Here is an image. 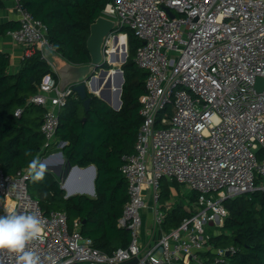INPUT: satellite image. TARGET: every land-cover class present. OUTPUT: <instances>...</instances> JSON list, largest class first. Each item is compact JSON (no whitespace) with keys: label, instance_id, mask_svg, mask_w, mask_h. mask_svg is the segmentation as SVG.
Instances as JSON below:
<instances>
[{"label":"built area","instance_id":"1","mask_svg":"<svg viewBox=\"0 0 264 264\" xmlns=\"http://www.w3.org/2000/svg\"><path fill=\"white\" fill-rule=\"evenodd\" d=\"M15 2L21 25L8 35L25 47V57L37 47L46 59L44 50L54 49L48 26ZM101 15L117 28L106 38L105 53L128 27L142 41L135 61L148 72L134 151L122 156L128 200L118 226L131 231L129 245L108 254L82 234L81 220L70 226L65 212H44L29 191L28 167L13 174L0 168V215L13 209L41 218L42 238L28 245L41 264H49V256L57 264H122L135 257V264H224L235 248L213 240L229 215L225 201L264 189L257 183L264 176V89L256 88L264 77V0H110ZM75 93L74 84L61 89L49 72L28 100L45 110L43 152L66 144L57 140V129ZM66 176L62 185L68 170ZM163 179L197 198L180 225L158 235L173 204L162 200ZM146 209L152 226L143 235ZM0 264L18 260L4 251Z\"/></svg>","mask_w":264,"mask_h":264},{"label":"trees","instance_id":"2","mask_svg":"<svg viewBox=\"0 0 264 264\" xmlns=\"http://www.w3.org/2000/svg\"><path fill=\"white\" fill-rule=\"evenodd\" d=\"M20 1L48 26L50 42L66 61L74 64L90 62L87 48L90 25L110 0ZM20 25L19 20L0 24V36H7L8 31ZM124 29L121 31L126 32ZM131 30L126 32L129 52L122 64L125 78L122 107L116 110L88 93L92 100L90 110L86 111L83 99L74 94L60 112L57 140L66 141V144L59 150L72 165L96 166V195L77 193L67 196L61 184L65 172V175L62 172L56 175L47 169L43 181L28 180L29 191L39 200L44 212H65L70 226L76 219L81 220L82 234L92 238L95 247L108 254L128 246L132 238L128 228L118 226L128 200V182L121 166L122 156L134 151L142 122L141 98L146 93L148 72L135 61L136 50L142 41ZM10 65L11 55L0 50V168L13 174L28 167L33 158L58 148L42 151L45 136L41 125L45 110L39 104L28 103L46 73H53L57 79L58 75L39 50L24 57L18 71L10 72ZM102 67L110 69L112 65L105 62ZM17 109H22L20 115H16ZM171 111L172 106H168L165 112ZM262 182L264 176L257 179L258 184ZM172 183L178 184L175 181L169 184L166 179L162 181L163 202L172 196ZM189 197L195 201L197 194L192 192ZM225 205L229 215L221 233L213 240L216 246L235 248L224 264H264V189L229 198ZM189 214L186 208L174 204L165 215L163 228L177 227Z\"/></svg>","mask_w":264,"mask_h":264},{"label":"water","instance_id":"3","mask_svg":"<svg viewBox=\"0 0 264 264\" xmlns=\"http://www.w3.org/2000/svg\"><path fill=\"white\" fill-rule=\"evenodd\" d=\"M116 22L115 20L108 18L106 16L100 15L94 22L90 25V33L87 39V48L89 50L91 60L89 63L84 64H74L69 61L64 62V64L59 68V86L61 89L66 88L68 85H75V90L79 91L80 93H83L82 99H83V105L86 111L90 110L91 107V100L92 96H89L88 93H92L96 95L97 97L103 99L106 101L109 105H111L114 109L119 110L122 107V89L123 84L125 81L124 78V71L120 68L121 71V77L122 80L120 82L119 88L116 90V99L114 104L111 103V89L109 90V97H102L98 95L95 91H93L91 88H87L88 81H91L95 75L99 72L102 73L104 70L107 72L108 69L102 67L105 62H107L106 53H105V41L108 35L113 32L116 28ZM118 38V35L116 36ZM128 55V53H127ZM126 57L123 59V62H125ZM122 62V63H123ZM256 88L258 90L264 89V77H259L256 83ZM86 117L84 118V120ZM60 156H63V152H59ZM68 173L71 175L72 170H87L90 169L94 171V174L92 175V179L90 184H92V191L91 193L93 196H95V178L97 175L96 166L94 164H91L87 167H80L78 165H72L71 163H68ZM50 166V165H49ZM50 170H53L56 174H59V171L61 169V165L59 166H50ZM80 184H77L78 186ZM62 188L66 189L67 196L73 195V194H84V190H71L67 187L66 183L62 185ZM138 258L135 257L131 261L124 262L122 264H135L137 262Z\"/></svg>","mask_w":264,"mask_h":264},{"label":"clouds","instance_id":"4","mask_svg":"<svg viewBox=\"0 0 264 264\" xmlns=\"http://www.w3.org/2000/svg\"><path fill=\"white\" fill-rule=\"evenodd\" d=\"M47 167L38 157L33 158L28 164V177L43 181ZM43 231V221L37 215L8 209L6 215H0V252L16 255L18 264H41V257L28 245L40 240ZM48 261L57 264L54 257L49 256Z\"/></svg>","mask_w":264,"mask_h":264},{"label":"crops","instance_id":"5","mask_svg":"<svg viewBox=\"0 0 264 264\" xmlns=\"http://www.w3.org/2000/svg\"><path fill=\"white\" fill-rule=\"evenodd\" d=\"M1 1H2V7L0 8V24H3V23L8 22V21H12V20H14V21L15 20H19L20 19V15H19L18 11L16 10V2H15V0H1ZM121 34H124L128 38V34L127 33L123 32ZM124 39L126 40V38H124ZM126 42H127V40H126ZM127 44H128V42H127ZM0 50L6 51V52H8L11 55V65H10L9 71L10 72L18 71V69L21 67L22 60L25 57V47L21 46L20 44L15 43L11 39V37L9 35H7V36H0ZM38 50L40 51L39 48L35 47V48H33L31 53L33 54L34 52H36ZM44 53H45V56H46V60L51 65L53 71L55 73H57V75H59V68L64 64L65 59L55 49L46 48L44 50ZM126 54H124V57L126 56ZM124 57L122 58V61H123ZM106 69H108V68H106ZM120 72L121 71L119 70V72H118L119 74L118 75L121 77V73ZM93 79L91 80L92 82H93ZM58 81H59V77H58ZM91 81H88V83L91 82ZM120 82H121V80L119 81V84H120ZM89 87L93 91H95L98 95L107 98V95L105 96V95L100 94L99 92H97L95 90L94 86H89ZM118 88H119V85H118ZM75 94H78L79 97L82 99V96H83L82 92L80 93L79 91H76ZM115 99L116 98H112L111 99V103L112 104H114ZM57 150L61 151V150H59V148L50 150L47 154L41 155L39 157V159L41 161L43 160L42 162L47 164V166H48L47 169H49L50 166H59V165H61V169L59 171V174H60L62 171H66L67 172L69 164L67 162V166H66V168H64L65 161H67V160H65L64 154H63V156H60V154H59V152H57ZM62 158L64 159V163L62 162ZM51 171L53 172V170H51ZM89 171L90 170L87 169L85 173L81 174L82 175L81 178L85 180V184L83 183L84 185L80 184L78 186L75 185V189H74L75 191L76 190H80V191L84 190V192H85L84 194H86L87 189H88V187H87L88 175H91V174L93 175L94 174L93 169H92V173L91 174H89ZM96 171H97V169H96ZM56 175H58V174H56ZM88 186L90 188V186H91L90 182H89ZM172 193H173V188H172ZM177 203H178V201H176V204ZM178 204H180V203H178ZM173 205L174 204H172V206ZM180 205L183 206L182 204H180ZM172 206H171V208H172ZM146 226H147V229H146L147 232L144 235H147L148 232L150 231V228L152 226V222L151 221L150 222L147 221ZM161 230L162 231H167L166 229L163 228V225H162V228L157 231L158 235L161 234Z\"/></svg>","mask_w":264,"mask_h":264},{"label":"rangeland","instance_id":"6","mask_svg":"<svg viewBox=\"0 0 264 264\" xmlns=\"http://www.w3.org/2000/svg\"><path fill=\"white\" fill-rule=\"evenodd\" d=\"M121 29H124V27L121 28ZM116 30H117V28H116ZM124 30L126 32H128V30H131V29L127 27ZM131 31H133V30H131ZM124 38H126V40L128 42L127 36H125L124 34H121V35L119 34L118 35V38H115L113 40V42L111 43V47H107L106 48V58H107V62H109L112 65L113 68L108 69L107 72L104 70L102 73H100V74L98 73L97 75H95L94 76V79H93V82L92 81L89 82L88 85L86 86V89L87 88L90 89L89 86H94V87L97 86V81H95L96 79H98V80H102V79H105V78H108V79L111 78L112 79L114 73L117 72V71H119L120 68L122 69V64H123L122 63L123 62L122 61V58L124 57L123 55L129 52V48L127 47L128 44H127V42H126V40ZM113 50H120L121 51V54H122L121 59L114 60L112 58ZM121 80H122V77H121ZM119 86H120V84H119ZM95 90L97 91V87H95ZM109 106H111V105H109ZM57 152H60V151L57 150ZM62 162L64 163V159L63 158H62ZM66 166H67V161H65L64 168H66ZM64 172H66V171H62L63 174H64ZM91 173H92V170L89 171V174H91ZM81 174H82V172L80 170H73L72 173H71V175H70V177H69V179H68V181H69L68 183L71 182L70 184L72 186H75V185L81 183L82 182V180H81V176L82 175ZM66 178H67V176L65 178H63L62 183H64L66 181ZM91 179H92V174L91 175H88V180L86 179L87 180V183H88L87 184L88 189H87L86 194L89 195V196H93L91 193H89L90 190H89V186H88L89 185V182H91ZM170 183L171 182L169 181V184ZM171 187L173 188V193H172V196L170 198V201L173 204H176V201H178V203L182 204L187 210L190 209L191 208V204H190V200L191 199H190L189 196L192 194V191L189 188H187V187H185V186H183L181 184L174 185L172 183ZM165 204H167V203H165ZM149 211H150L149 209H146V212H144L145 221H144V224L142 226V234L143 235L147 232V230H146L147 229V226H146L147 221L150 222L152 220V214L149 213ZM215 257L216 256L213 255L212 256V260H214Z\"/></svg>","mask_w":264,"mask_h":264},{"label":"bare ground","instance_id":"7","mask_svg":"<svg viewBox=\"0 0 264 264\" xmlns=\"http://www.w3.org/2000/svg\"><path fill=\"white\" fill-rule=\"evenodd\" d=\"M123 53V52H122ZM121 51L120 50H113V55H112V58L114 60H117V59H121ZM124 56V55H123ZM119 71L115 72L114 75H113V78L111 79H108V78H105V79H102V80H98L96 79L95 81H97V91L100 93V94H103V95H107V98L109 97V90L108 89H111L112 92H111V99L112 98H116V90L118 89V85H119V81L121 80V77L118 75ZM112 77V76H111ZM71 183V182H70ZM70 183L67 184V187L71 190H74L75 189V186H72ZM74 185V184H73ZM92 184L90 186V190L92 191Z\"/></svg>","mask_w":264,"mask_h":264}]
</instances>
